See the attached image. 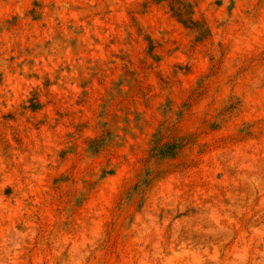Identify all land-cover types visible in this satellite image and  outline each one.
I'll use <instances>...</instances> for the list:
<instances>
[{
	"label": "rangeland",
	"instance_id": "374dc122",
	"mask_svg": "<svg viewBox=\"0 0 264 264\" xmlns=\"http://www.w3.org/2000/svg\"><path fill=\"white\" fill-rule=\"evenodd\" d=\"M0 264H264V0H0Z\"/></svg>",
	"mask_w": 264,
	"mask_h": 264
}]
</instances>
